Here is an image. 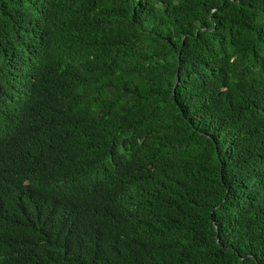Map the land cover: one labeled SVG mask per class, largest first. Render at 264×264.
I'll list each match as a JSON object with an SVG mask.
<instances>
[{"label": "trees", "instance_id": "trees-1", "mask_svg": "<svg viewBox=\"0 0 264 264\" xmlns=\"http://www.w3.org/2000/svg\"><path fill=\"white\" fill-rule=\"evenodd\" d=\"M0 264H264V0H0Z\"/></svg>", "mask_w": 264, "mask_h": 264}, {"label": "water", "instance_id": "water-1", "mask_svg": "<svg viewBox=\"0 0 264 264\" xmlns=\"http://www.w3.org/2000/svg\"><path fill=\"white\" fill-rule=\"evenodd\" d=\"M178 82H179V75L177 76L176 85L178 84Z\"/></svg>", "mask_w": 264, "mask_h": 264}]
</instances>
